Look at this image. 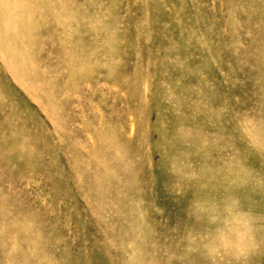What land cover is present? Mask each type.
I'll return each instance as SVG.
<instances>
[{"label":"rangeland","instance_id":"obj_1","mask_svg":"<svg viewBox=\"0 0 264 264\" xmlns=\"http://www.w3.org/2000/svg\"><path fill=\"white\" fill-rule=\"evenodd\" d=\"M0 264H264V0H0Z\"/></svg>","mask_w":264,"mask_h":264}]
</instances>
